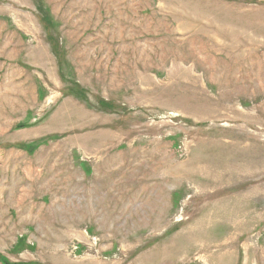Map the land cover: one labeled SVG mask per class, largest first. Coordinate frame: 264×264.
<instances>
[{
	"label": "rangeland",
	"instance_id": "obj_1",
	"mask_svg": "<svg viewBox=\"0 0 264 264\" xmlns=\"http://www.w3.org/2000/svg\"><path fill=\"white\" fill-rule=\"evenodd\" d=\"M0 264H264V0H0Z\"/></svg>",
	"mask_w": 264,
	"mask_h": 264
}]
</instances>
